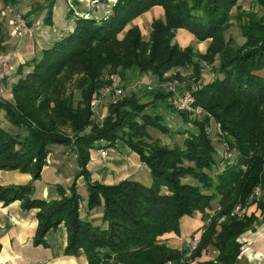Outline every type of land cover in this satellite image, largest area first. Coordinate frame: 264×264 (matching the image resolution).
<instances>
[{"label":"trees","instance_id":"16d2710c","mask_svg":"<svg viewBox=\"0 0 264 264\" xmlns=\"http://www.w3.org/2000/svg\"><path fill=\"white\" fill-rule=\"evenodd\" d=\"M32 1L34 7L22 16L26 26L30 28L32 18L44 9L48 10L46 23L51 24L54 0ZM1 2L12 8L21 3ZM89 2H94L91 11L85 12L89 16L70 13L73 31L37 53L26 64L30 71L11 86L12 100H0L7 123L26 132L20 139L0 129V171L32 174L37 180L51 148L64 146L75 153L78 172L67 188L55 187L57 199L36 198L28 184L0 186V203L8 206L20 201L23 210H37L34 247L46 246V234L62 224L64 256L83 254L88 264H194L208 249L217 256L203 264H234L241 251L240 237L258 221L253 213L232 216L234 210L255 206L264 215V78L258 75L264 70V0H251L258 11L240 12L238 0H115L110 7L108 0ZM97 5L109 7L102 18L93 16ZM154 7L163 9L164 19L152 22L148 42L137 26L119 40L129 24ZM233 9L245 39L238 47L224 38L234 20ZM180 29L197 42L210 40L205 54L173 43ZM5 34L0 27V54L6 51ZM199 61L210 66L218 62L212 68L216 77L193 93L195 104L220 125L221 140L231 154L230 161L222 158L223 169L216 175L204 172L215 165L206 117L195 122V133L187 132L181 145L172 147L149 137L147 128L165 135L169 131L162 117L147 113L149 105L135 94L109 104L108 116L101 122L93 119L91 97L108 85L107 75L124 79L126 71L134 70L163 82L174 69L191 70L184 79L188 91L190 81H201ZM168 78L182 79L179 73ZM74 91L79 92V101ZM97 142L107 147L122 142L148 168L152 184L90 182L87 165ZM80 177L87 183V210L102 207L101 225L105 227L80 218L81 196L76 185ZM187 177L194 184L183 183ZM214 202L216 210L212 209ZM195 213L201 215L204 226L192 252L158 242L166 234L179 236L180 220Z\"/></svg>","mask_w":264,"mask_h":264},{"label":"crops","instance_id":"0c3cea01","mask_svg":"<svg viewBox=\"0 0 264 264\" xmlns=\"http://www.w3.org/2000/svg\"><path fill=\"white\" fill-rule=\"evenodd\" d=\"M86 1L87 0H76L73 2V5L78 10H80L85 7L84 2ZM20 6L21 4L15 7L17 8ZM31 8L32 7H24L26 13ZM108 9V6L97 5L96 12L93 13V16L95 18H101L99 15H97V13L100 12L105 15L108 12ZM153 14H157V16L153 17V19H162L164 17L163 9L160 7H154L146 15L151 17ZM40 28L41 21L37 20L36 17H33L32 24L30 26L32 31L31 36L24 37L19 40L9 38L7 40L6 38V40L3 42V45L6 47V51L0 54V63H2L3 70L6 72L8 71V66L11 65L9 68L10 72L8 71L10 74L9 78L7 80H3V84L6 85L8 89H11V86L15 84L21 76H23V71H26L24 73L30 71V68H28L26 64L36 56L37 50H45L50 48L53 42H51L49 39H52L55 42L60 37H63L62 34H60L58 36H52V38L50 37L46 40L43 36L45 30H43L44 28ZM38 31L40 33H38ZM174 42L177 43L181 48L194 45L195 48L201 53H205L208 47V42L198 44L194 36L185 30H178L176 32ZM258 75L264 78V70L259 72ZM9 79L10 81H8ZM135 82H139L138 89L136 91L134 88H132V86L136 85ZM161 83L162 84H160V81L157 77L151 75L150 73H139L134 70L127 71L123 79V85L125 86V96L135 94L141 99L140 102L142 104H148V108L154 109L153 113H151L150 111H147V108V113L154 116L158 115L162 117V119L164 118L165 121L170 118L171 120L178 122V128L176 129L182 130L184 133L182 132L180 135H175L172 133L171 137L175 135L174 139L169 138V136L167 137L165 134L161 135L159 133L154 137H149L153 140H158L159 145L161 146L172 147L177 143L174 142V140L177 141L178 139L181 140L177 144L181 145V142L187 136V132L195 133V129L193 126L189 125V123H186L181 115L174 116L173 113H175V111L171 107H167L168 99H164L163 96L167 94L166 92H168V89L165 88L163 82ZM145 85L153 87L154 92L158 93L160 96L156 97L153 94L146 93L140 97V88L141 86ZM0 100L11 101L12 96L10 94L8 99L1 98ZM99 113L100 115L102 114L107 116V108L101 107L99 109ZM0 129L8 132L12 136H17L20 139H23L26 136V132L12 128L6 122L4 118V112L1 110ZM215 140L218 141L217 139ZM219 142L220 140L217 144L220 148L214 147L215 165L210 171H204L210 176L216 175L223 169V163L221 162L222 143ZM95 147L96 148L90 153V162L87 165V170L90 174V182H97L102 185H117L120 182L127 180L138 182L146 187H149L152 184V179L148 168H146V166L140 162L138 156L128 149L122 142L116 143L113 147H107V144L104 142H97ZM67 148L68 147L64 146H54L51 148L50 165L44 166L40 172L39 179L34 180L31 174H23L17 171H0V186H25L31 184L35 190L36 198L44 200L57 199L55 187L59 185L63 188H67L74 175L78 172L76 155L73 151L70 152V149L69 154ZM107 148H112L110 150L111 159L109 158V160L107 159L109 153L107 152ZM99 149L105 150L106 156L104 158L99 156ZM57 153H60V158L58 157ZM68 156H72L74 158L72 159L74 164L71 165L73 173L70 172L69 165L67 164V160L69 158ZM59 159L61 161H59ZM76 185L77 192L79 191L80 187L86 188L87 192V183L83 177L77 179ZM79 195L81 196V201L84 205L83 211L80 212V218L86 219L91 225L102 226L101 218L103 215V208L98 207L92 211H88L86 207L87 195L85 197H83L81 194ZM216 209L217 207L213 210ZM252 213L255 214V216L258 218V221L252 226L250 230L240 237L239 241L242 244L241 251L234 264H255L254 262L256 259V254L264 256V215H261L260 211H257L255 206H251L247 209V215ZM36 214L37 210L35 209L23 210L20 201H15L8 206H4L2 203H0V264H32L36 262H41L44 264H88L83 254L78 257L64 256L63 253L66 246V233L62 224L56 230L49 231L46 234L44 238L46 246L34 247L32 242L35 237L38 225ZM93 221L97 223L95 224ZM203 226L204 223L201 220V215L199 213H195L192 217H183L180 220L179 236L167 234L162 239H168L167 243L170 244V247L177 250H184L187 248L189 238H191V236H200ZM102 227H105V225ZM36 254L39 255L38 259L34 260ZM216 256L217 253L215 251L208 249L207 252L202 253L201 257L197 259L194 264H203L207 261L215 259Z\"/></svg>","mask_w":264,"mask_h":264},{"label":"rangeland","instance_id":"374dc122","mask_svg":"<svg viewBox=\"0 0 264 264\" xmlns=\"http://www.w3.org/2000/svg\"><path fill=\"white\" fill-rule=\"evenodd\" d=\"M74 1H76V0H54L53 1V7L51 8V14H50V18H51V24H47L46 23V19H47V17H48V10L47 9H44V10H42L41 12H39L38 13V15L36 16V19L37 20H40L41 21V28L40 29H42V28H44L43 30H45V32H44V34H43V36L45 37V39L47 40L48 38H52V36H55V35H60V34H62V36L63 37H66V36H68L72 31H73V29H74V27H75V23L73 22V20L72 19H74V17L72 16L71 18V20H70V13H82V14H84L85 12H87L88 10H90L91 11V9L93 8V7H91V5H90V3H89V0H87L86 2H84V4H85V7L83 8V9H80V10H78L74 5H73V2ZM78 1V0H77ZM96 1H98V0H96ZM38 3H43L44 1L43 0H38L37 1ZM115 2V0H108V6L110 7L113 3ZM21 6L20 7H14V11L16 12H18V13H20V15H25L26 14V10L24 9V7H34V4H33V1L32 0H22L21 1ZM94 4V3H93ZM237 5H238V7L240 8L239 9V11L238 12H240V11H248L249 9H252V10H254V11H258L259 9L257 8V7H253L252 6V2H251V0H238V3H237ZM7 6V5H6ZM2 2H1V0H0V27H1V29H3V32H5L6 34H5V40H6V38H7V40H8V38L9 39H17V40H19V39H22V38H24V37H28V35H26V36H23V37H19V36H17L16 35V26L15 25H11L12 24V20L14 19L12 16H10V14L9 13H6V11H5V7H6ZM161 8V7H160ZM153 9V8H152ZM109 10V9H108ZM149 12V11H148ZM148 12H146V13H144L143 15H141V16H139L138 18H136L131 24H129L126 28H125V30H124V32L122 33V34H120L119 35V40H121L122 38H123V36H124V34L132 27V26H137L138 28H139V30H140V32H141V35H142V38H143V40L145 41V42H148V40H149V34H150V32H151V24H152V22L154 21V20H163L164 19V17L162 18V19H158V18H154L153 19V17H156L157 16V14L155 15V14H153V16H151V17H149L148 15H146ZM164 12V11H163ZM238 12H236V9H233L232 10V15H233V17H234V20H233V22H232V24H231V26L224 32V38H225V40L227 41L228 39H231V42H232V45L233 46H235V47H238V46H242L243 45V43L245 42V39H243L242 37H241V34H240V30H239V28H238V24H237V21L235 20V17H236V15H237V13ZM97 15H99V17H104L105 15L104 14H102V13H100V12H98L97 13ZM152 21V22H151ZM151 22V23H150ZM180 30H182V29H180ZM39 31H41V30H39ZM38 31V33H40ZM178 31V30H177ZM176 31V32H177ZM186 31V30H185ZM37 32V31H36ZM35 32V33H36ZM188 32V31H187ZM191 34V33H190ZM4 35V34H3ZM176 35V34H175ZM192 35V34H191ZM175 38V37H174ZM195 38V37H194ZM61 39V37L59 38V39H57L56 41H58V40H60ZM51 42H54L52 39H49ZM55 40V39H54ZM55 41V42H56ZM197 41V40H196ZM205 42H208V46H209V43H210V40H205V41H201V42H197L198 44H202V43H205ZM173 43H175L174 42V40H173ZM177 44V43H176ZM179 46V45H178ZM189 46H192L196 51H198L196 48H195V46L194 45H189ZM180 47V46H179ZM188 47V46H187ZM186 48V47H185ZM207 50V49H206ZM39 52H41V50H37V53L39 54ZM199 52V51H198ZM206 52V51H205ZM199 53H201V52H199ZM38 54H36V56H38ZM201 54H205V53H201ZM200 62V61H199ZM8 64V63H7ZM217 64H218V62L216 61L215 62V64H214V66H210V65H208V64H206L205 62H200V65H201V67H202V70H201V81H199L198 83H195L193 80L192 81H190V83L192 84L191 85V90L193 89V88H195L196 89V91H197V89H200V87L203 85V84H206V83H208V82H210L211 80H213L215 77H216V75L213 73V71H212V68L213 67H216L217 66ZM6 65V64H5ZM7 66V65H6ZM10 66L11 65H9L8 66V71H9V68H10ZM8 71L6 72L5 70H3V65H2V63H0V96H1V98H5V99H8L9 98V95L11 94V90L10 89H8L7 87H6V85H4L3 84V80H7L8 78H9V76H10V74L8 73ZM129 71H131V70H129ZM10 72V71H9ZM24 72H26V71H23V76H25L27 73H24ZM127 72V71H126ZM190 72H191V70L189 71H186V70H180V69H174V70H172L170 73H168V74H166L165 75V80L163 81V84H164V86H165V88L166 89H168V87L171 85V86H173L174 87V89L179 93V92H181V91H186L185 89H186V85H187V81L186 80H184L185 78H188L189 77V75H190ZM176 73H179L180 74V76H181V80H177V79H172V80H169V78L168 77H173ZM8 81H10V79L8 80ZM8 81H7V83H8ZM147 81V80H146ZM138 83L139 82H135V86H132V88H134V90L136 91L137 89H138ZM160 84H162L161 82H160ZM181 85H182V87H181ZM148 87L150 88V86L149 85H145V86H141V88H140V92H139V95H140V97L142 96V95H144V94H146V93H150V92H154V88L153 87H151V91H148ZM122 89H123V95H125V86L123 85V79H122ZM166 93H169V91L168 92H166ZM145 97V96H144ZM0 98V99H1ZM74 99H75V101H79L80 100V94H79V92L78 91H74ZM168 103V102H167ZM109 104H112V103H110L109 101H107V100H103L95 109H91V111L93 112V119L95 120V121H97V122H101L104 118H106L107 116H108V110H107V116H105V115H100V113H99V109L101 108V107H103V108H107L108 107V105ZM167 107H169V105L167 106ZM167 107H165V108H167ZM147 111H150L151 113H153V111H154V109L153 108H148V110ZM174 112V111H173ZM204 112H205V117H206V119H207V125H206V128H205V131H206V133H207V131L208 130H210V135H208V133H207V135L209 136V138L211 139V141H212V144H213V146L215 147V148H220L219 147V145L217 144L218 143V141L220 140V142L219 143H222L223 144V142H222V140H221V135L219 136L218 134H221V129H220V125L216 122V121H214V119L212 118V117H210V116H208V114H207V112L204 110ZM174 114V116L176 115H179L177 112H175V113H173ZM173 116V117H174ZM182 116V115H181ZM185 116V115H184ZM182 116L183 118H184V120H185V122L186 123H189V125H191V126H193V125H195V123L194 122H191L190 120H188L187 119V117L185 116ZM104 117V118H103ZM206 119H204V122L206 121ZM7 122V121H6ZM163 122H164V124H165V126H166V128L168 129V131H169V133L167 134V137L169 136V138H175V135H180V134H182V132L184 133V131H182V130H177L176 128H178L177 127V123L178 122H176L175 120H171L170 118H168V120H164V118H163ZM197 123V122H196ZM193 128H194V126H193ZM183 129V128H182ZM184 130V129H183ZM147 134L149 135V136H152V137H154L155 135H158V133L159 134H161L162 135V133L161 132H159L158 130H156V129H153V128H147ZM65 133L66 134H68L69 135V131L68 130H66L65 131ZM175 134L174 136H172L171 137V134ZM215 139H217L218 141H216ZM181 139H178L177 141L176 140H174V142H179ZM103 143V142H102ZM69 149H70V152H72L71 151V148L70 147H68L67 148V151H68V153L70 154V152H69ZM108 149V151L107 152H109L108 153V157H107V159L109 160V158L111 159V154H110V150L112 149V148H107ZM100 150V149H99ZM98 150V151H99ZM61 153V152H60ZM60 153H57L58 154V157L60 158ZM69 158H68V162H67V164L69 165V168H70V172H72L73 173V169H72V167H71V165H73L74 164V161H72V159H74L72 156H68ZM221 158H222V153H221ZM64 159V158H63ZM50 160H51V154L49 153L47 156H46V158H45V165H50ZM59 161H61L60 159H59ZM44 168V167H43ZM42 168V169H43ZM2 172V171H1ZM3 172H10V171H3ZM18 172V171H17ZM20 173V172H19ZM23 174H25V173H23ZM32 175V174H31ZM33 176V175H32ZM183 183H193V181L190 179V178H186L185 180H183ZM77 193H79V194H81L83 197H85L86 195H87V192H86V188H84V187H80L79 188V191L77 192ZM79 204L82 206V208L81 209H79L80 210V212H82L83 211V208H84V205H83V203H82V201H80L79 203H78V206H79ZM217 207V205L215 204V203H212V209H215ZM255 215V214H254ZM82 219V218H81ZM84 222H87V220L86 219H82ZM95 224L97 223V222H95V221H93ZM93 223V224H94ZM90 224V223H89ZM92 226H96V225H92ZM170 234H172V233H170ZM167 235V234H166ZM166 235H164V236H166ZM164 236H162V237H160L159 238V240H158V242L159 243H165V244H167V245H169L170 246V244H168L167 243V241H168V239L167 240H163L162 238H164ZM176 236V235H175ZM166 239V238H165ZM189 241H190V238H189ZM189 243V242H188ZM185 249H188V248H185ZM184 249V250H185ZM38 254H36L35 255V257H34V260H37L38 259ZM111 264H113V262H111Z\"/></svg>","mask_w":264,"mask_h":264},{"label":"built area","instance_id":"2783aa9c","mask_svg":"<svg viewBox=\"0 0 264 264\" xmlns=\"http://www.w3.org/2000/svg\"><path fill=\"white\" fill-rule=\"evenodd\" d=\"M91 7H93V3L89 2ZM6 13H9L10 16H12L14 19L12 20L11 25L16 26V35L20 38L23 36H31V29L28 28L22 18V15L18 13L17 11H14V8L10 6L5 7ZM83 15V14H82ZM89 15L84 13L83 17L87 18ZM105 80L108 82V85L100 88L98 91H96L90 101V107L91 109H95L103 100H107L110 103H115L121 96H123V89H122V78L118 74H110L105 77ZM148 91H151V87H148ZM168 91L171 93L168 97V104L169 106L178 113L184 114L188 120L191 122H200L205 117L204 109L198 105L195 104V99L193 96V93L196 91L195 88L192 90H186L177 92L173 86L168 87ZM1 97V96H0ZM208 135H210V130L207 131ZM219 136L221 134H218ZM227 148L225 144H222V158L230 161L231 154L226 153ZM98 154L101 158H104L106 156L105 150L100 149L98 151ZM255 194L257 197L260 196V192L258 189L255 190ZM79 209L82 208V206L79 204ZM247 214V210H241L238 207L234 210L233 215H236L238 217H241L242 215ZM199 236L193 235L190 238V241L188 243V252H192L198 243ZM188 253V255H189ZM255 264H264V256L257 255L255 256ZM32 264H44L41 262H36Z\"/></svg>","mask_w":264,"mask_h":264}]
</instances>
